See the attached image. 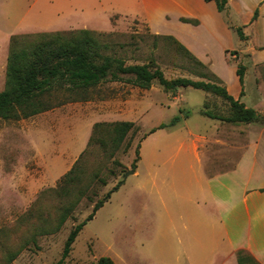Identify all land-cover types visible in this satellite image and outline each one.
I'll list each match as a JSON object with an SVG mask.
<instances>
[{
	"label": "rangeland",
	"instance_id": "obj_1",
	"mask_svg": "<svg viewBox=\"0 0 264 264\" xmlns=\"http://www.w3.org/2000/svg\"><path fill=\"white\" fill-rule=\"evenodd\" d=\"M256 1L229 0L228 10L219 12L214 1L204 0H0V91L6 84L13 34L71 29L111 34L102 39L110 45L105 52L127 64L155 61L168 78L199 79L186 57L156 37L173 35L167 32L172 20L163 22L167 7L173 15L205 17L208 24L199 35V45L212 40L210 61L197 56V29L183 33V42L178 39L233 95L241 85L237 67L244 65L242 101L263 114L264 61L253 63L232 27L244 30L245 15ZM188 23L197 26L199 20ZM210 28L218 29L216 40H209ZM92 96L25 119L0 118V264L58 262L71 230L115 186L61 264H97L101 256L116 264H220V250L228 255L230 247L220 215L210 209L208 176L232 168L247 144L251 155L256 140L258 156L264 158V122L233 124L210 118L203 110L227 115L228 102L193 87L173 93L158 82L144 88L127 79L106 80ZM176 116L175 125L150 132ZM118 120L134 121L139 129L114 155L92 143L82 160L85 179L71 188L73 199L78 187H88L87 196L58 228L61 204L49 189L86 148L94 124ZM137 149L140 159L134 171Z\"/></svg>",
	"mask_w": 264,
	"mask_h": 264
},
{
	"label": "trees",
	"instance_id": "obj_2",
	"mask_svg": "<svg viewBox=\"0 0 264 264\" xmlns=\"http://www.w3.org/2000/svg\"><path fill=\"white\" fill-rule=\"evenodd\" d=\"M214 1L219 12L227 11L229 0ZM258 16L255 10L252 21ZM183 21L196 23L193 18H182ZM241 39L245 38L242 27H234ZM111 34L89 29L58 30L52 32L13 34L10 40V50L6 69L5 88L0 91V118L20 120L51 110L57 106L72 101L92 99V92L98 84L106 80L127 79L144 88L158 82L166 91L176 92L179 88L193 87L213 93L225 99L229 104L227 115L211 110H203L206 116L223 120L228 123L264 122V113L247 106L240 98H235L223 81L202 62L193 52L174 35H156L170 44L174 49L192 64L193 71L199 79L189 76L166 77L163 69L155 61L127 64L125 59L105 51L110 45L102 39ZM245 67L239 64L237 75L241 85H244ZM179 116L170 123H162L153 128H163L175 125ZM139 127L134 121L118 120L112 122H96L86 148L80 154L74 165L58 181L53 191L60 201L58 228L72 216V212L83 196H87L88 187H78L76 199L71 193L72 186L82 184L85 177L82 160L88 153L93 142L99 143L106 152L114 155L121 148L130 133L137 132ZM130 143L125 146L128 150ZM140 147V146H139ZM139 149L132 163L136 171L139 161ZM97 177V175H95ZM106 184V179H101ZM115 186L94 204L92 212L86 220L76 224L71 230L64 246L61 259L54 264H61L70 254L73 243L87 220L94 217L97 210L108 201ZM264 191V188L261 189ZM240 264H259L256 259L244 250L238 252ZM97 264H116L109 256H101Z\"/></svg>",
	"mask_w": 264,
	"mask_h": 264
},
{
	"label": "crops",
	"instance_id": "obj_3",
	"mask_svg": "<svg viewBox=\"0 0 264 264\" xmlns=\"http://www.w3.org/2000/svg\"><path fill=\"white\" fill-rule=\"evenodd\" d=\"M169 1L177 3V0ZM256 9H258V16L252 21ZM163 11V22L170 23L171 20L173 22L172 30L167 32L175 35L182 42L184 41L181 36L183 33H194L197 29V56L204 61H210L209 54L212 45L210 39H217L218 29L210 28L207 33H210V41L201 46L199 35L208 24L205 17L203 18L201 14L182 12L173 15L174 10H168L167 7H163ZM181 16L197 18L199 23L194 26L192 23L181 21ZM245 17L241 25L244 27L245 35L242 39L244 41L243 51L251 54L253 63L263 62L264 0H257ZM147 19L151 23L154 17L149 15ZM225 49L227 47L223 50ZM241 94L242 86L239 85L236 94L232 95L242 101ZM250 146L245 145L244 152L232 168L216 171L208 176L212 195L210 209L220 215L225 239L230 247L229 251H226L228 255L221 254L222 250H220L218 256V261L221 260L220 264H240L238 260L240 250L251 254L259 264H264V191L261 190L264 188V158L258 156L260 150L258 140L254 143L253 152L248 155L251 151Z\"/></svg>",
	"mask_w": 264,
	"mask_h": 264
},
{
	"label": "water",
	"instance_id": "obj_4",
	"mask_svg": "<svg viewBox=\"0 0 264 264\" xmlns=\"http://www.w3.org/2000/svg\"><path fill=\"white\" fill-rule=\"evenodd\" d=\"M131 173H133L134 171L132 170V171H130Z\"/></svg>",
	"mask_w": 264,
	"mask_h": 264
}]
</instances>
